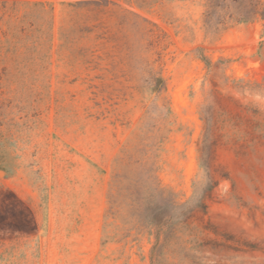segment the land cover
<instances>
[{"label":"rangeland","instance_id":"obj_1","mask_svg":"<svg viewBox=\"0 0 264 264\" xmlns=\"http://www.w3.org/2000/svg\"><path fill=\"white\" fill-rule=\"evenodd\" d=\"M263 11L0 0V264H264Z\"/></svg>","mask_w":264,"mask_h":264},{"label":"trees","instance_id":"obj_2","mask_svg":"<svg viewBox=\"0 0 264 264\" xmlns=\"http://www.w3.org/2000/svg\"><path fill=\"white\" fill-rule=\"evenodd\" d=\"M264 17V11L262 12ZM243 20H248V17H243ZM152 81L155 83L154 90H160L164 88V80L160 77H152ZM119 176H117V181L119 180ZM128 179L125 188L127 190L126 197L129 198L131 204L133 206H141L143 207V222L148 226L156 228L157 234L161 232L166 226H171L176 223L179 219V214L177 212V208L179 204L176 200L168 199V200H151L149 196L141 193L137 183L133 182V180ZM120 183H118L119 185Z\"/></svg>","mask_w":264,"mask_h":264}]
</instances>
